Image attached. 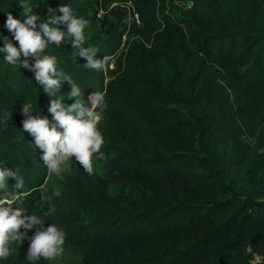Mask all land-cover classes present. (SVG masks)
Wrapping results in <instances>:
<instances>
[{
  "label": "trees",
  "instance_id": "obj_1",
  "mask_svg": "<svg viewBox=\"0 0 264 264\" xmlns=\"http://www.w3.org/2000/svg\"><path fill=\"white\" fill-rule=\"evenodd\" d=\"M110 1L31 3L41 19L49 5L60 3L88 21L95 19V6L107 11ZM122 1L131 3L137 19L131 9L112 7L103 36L85 34L86 46L107 57L102 70L75 58L70 43L45 49L84 90V103L94 90L104 93L101 150L115 157L99 162L102 173L92 175L71 160L61 195L42 201V191L52 193L43 187L47 168L42 150H34L33 137L22 129L20 106L31 100L51 119L53 97L40 92L34 70L0 56V166L19 169L24 178L23 189H15L10 177L0 198L41 216L44 226L62 227L64 245L80 250L81 264H264L260 1ZM180 3L176 15L170 4ZM9 12L23 19L19 0H0V32L10 37L4 27ZM70 87L63 82L57 98ZM111 184L118 185L114 194ZM28 243H13L18 250L0 264H29Z\"/></svg>",
  "mask_w": 264,
  "mask_h": 264
},
{
  "label": "clouds",
  "instance_id": "obj_2",
  "mask_svg": "<svg viewBox=\"0 0 264 264\" xmlns=\"http://www.w3.org/2000/svg\"><path fill=\"white\" fill-rule=\"evenodd\" d=\"M19 3L23 8V19L7 13L4 27L10 37L0 32V56L8 65L34 70L35 83L43 86L40 92L53 97L47 109L52 114L51 119L40 107V111H35L31 100L22 103V129L33 137L29 144L34 150H42L40 159L51 174L62 175L69 170V161L74 160L92 175L94 161L106 164L109 156L114 158L116 155L101 150L105 139L99 125L108 107L104 93L94 90L87 96V103L82 102L84 90L70 74L58 67L57 57L46 53L45 49L53 44L60 47L61 44L70 43L75 58L77 55L85 58L84 65L96 70L105 67L107 57H98L99 49L96 46H86L85 28L88 21L74 15L68 4L58 3L55 7L49 5L44 14L46 18L41 19V15L34 11L31 0H19ZM28 57L34 59L30 62ZM65 81L71 86L66 93L67 99L72 102L67 104L64 103L65 99L57 98ZM2 122L3 118L0 117ZM10 177L15 179L12 184L15 189H23L24 178L19 169L0 166V192L8 191ZM45 193L46 190L42 191L41 200L48 202L52 197L61 195L58 189H53L51 196ZM52 210L50 205L49 211ZM44 224L45 220L41 216L26 214L24 209L12 207L6 196L0 198V259L11 254L13 249L10 245L23 243L25 239L29 240L25 254L29 264L41 258L54 260L61 256L65 242L64 229L56 223ZM34 227L36 230L29 238L28 232Z\"/></svg>",
  "mask_w": 264,
  "mask_h": 264
},
{
  "label": "rangeland",
  "instance_id": "obj_3",
  "mask_svg": "<svg viewBox=\"0 0 264 264\" xmlns=\"http://www.w3.org/2000/svg\"><path fill=\"white\" fill-rule=\"evenodd\" d=\"M186 2V0H184ZM263 9H264V0H259ZM122 0H111L106 6L107 11L102 10L101 8H97V13L95 15V19L88 20V24L85 28V34L87 36H103L104 26L102 25V21L105 19H112L111 13L108 11L112 7H118L121 10L124 8L121 6ZM123 8V9H122ZM182 9V5L180 4H170V10L173 11L176 15H179ZM58 98L64 100L67 99V95L59 94ZM69 103L72 101L69 99ZM82 102L84 100L82 99ZM71 160L69 161L70 164ZM68 172L65 171L62 175L56 176L55 174H51L47 169V176L44 180L43 187L47 190L60 189L62 187V182L64 181L65 174ZM94 172L97 174L102 173V167L99 162L94 161ZM109 193L114 194L118 191V185L111 184L109 189ZM13 251L16 252L18 250L19 245H11ZM81 255L80 250L78 248L63 245V253L61 256L57 257L54 260H48V264H81L80 262Z\"/></svg>",
  "mask_w": 264,
  "mask_h": 264
},
{
  "label": "built area",
  "instance_id": "obj_4",
  "mask_svg": "<svg viewBox=\"0 0 264 264\" xmlns=\"http://www.w3.org/2000/svg\"><path fill=\"white\" fill-rule=\"evenodd\" d=\"M121 6L124 7V8H126L127 10H130L131 9V11L133 12V10L131 8L132 7L131 6V3L129 1H122ZM133 15L137 19L138 14L133 12ZM124 37L125 36H123L122 38L124 39ZM256 259H258V256H256Z\"/></svg>",
  "mask_w": 264,
  "mask_h": 264
}]
</instances>
